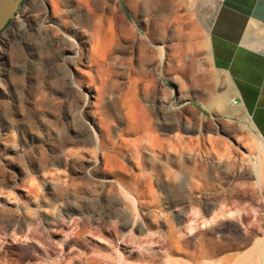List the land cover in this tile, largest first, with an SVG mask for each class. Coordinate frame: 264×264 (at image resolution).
Instances as JSON below:
<instances>
[{
    "label": "rangeland",
    "instance_id": "374dc122",
    "mask_svg": "<svg viewBox=\"0 0 264 264\" xmlns=\"http://www.w3.org/2000/svg\"><path fill=\"white\" fill-rule=\"evenodd\" d=\"M58 1V10H76L67 21L90 41L88 58L67 70L61 50L48 49L44 65L3 82L0 248L15 250L17 258L30 257L23 251L29 249L36 256L31 264H196L202 247L218 251V264H253V259L264 264V182L258 183L253 164L264 153L261 139L246 118L216 120L177 104L167 83L166 48L205 31L221 0ZM29 3L21 5L16 24ZM16 24L1 33L0 46H6L3 39ZM15 46H7L8 55L25 64V44L17 51L23 59ZM187 73L175 75V87L186 88V98L199 103V77ZM83 93L90 95L89 105ZM87 122L95 127L97 143L77 139ZM157 146L169 149L161 155L171 158L169 165L158 162ZM60 153L66 155L63 164L44 175L46 163ZM90 160L101 162L110 183L98 182L101 174L94 171L87 175ZM62 198L76 216L63 219L56 230ZM184 201L207 219H212L208 207L215 206V222L228 237L212 243L216 236L207 229L216 223H202L199 239L183 246L176 234L190 233L195 218L188 212L178 222L175 214ZM104 211L108 215L102 218ZM44 219L51 220L45 232L50 240L36 228ZM17 220L26 230L14 231V237L6 227ZM235 230L244 240L231 236ZM75 231L81 236L74 238ZM73 238L78 244L64 248ZM6 258L0 256V264H12Z\"/></svg>",
    "mask_w": 264,
    "mask_h": 264
},
{
    "label": "crops",
    "instance_id": "0c3cea01",
    "mask_svg": "<svg viewBox=\"0 0 264 264\" xmlns=\"http://www.w3.org/2000/svg\"><path fill=\"white\" fill-rule=\"evenodd\" d=\"M204 27L166 48L170 86L182 70L199 77V103L186 98V88H177L174 102L216 120L246 118L264 142V0L217 1Z\"/></svg>",
    "mask_w": 264,
    "mask_h": 264
},
{
    "label": "bare ground",
    "instance_id": "6f19581e",
    "mask_svg": "<svg viewBox=\"0 0 264 264\" xmlns=\"http://www.w3.org/2000/svg\"><path fill=\"white\" fill-rule=\"evenodd\" d=\"M49 1L50 2H48V3H51L52 9L48 8V6L46 4V0H30L29 5L26 6V8H25L24 19H22L20 22H18L15 25V29H11L9 36L4 37L3 42L6 46H0V94L1 95L6 93V89L3 87L4 86L3 82L6 81L5 79L10 78L11 74L16 73V72L17 73H26V70L30 67H36V66L44 65L45 64L44 52H46L48 49L53 50L55 52L59 49L61 50V57L63 59V63L66 66L67 70L70 69L71 66H75L78 63L87 62L89 51L86 49V47H87V44H90V41L86 40L85 34L79 33V32L77 33V31H75L76 27L67 21V17H70L72 14H74L76 12V10L69 8L68 10L66 9L67 11H65V9L64 10L62 9L63 11H61V10L57 9L59 7L58 5L60 4V2L58 0H56L59 2V4H57L58 7L56 6V4L54 2L55 0L54 1L49 0ZM195 2L196 1H194L193 3H195ZM67 3H69V1ZM212 4H209L208 8H210V5L212 6ZM68 7H69V5L66 8H68ZM47 21L48 22L50 21L53 24V26L55 25V27H51L52 25L48 26L46 24ZM74 33H76V34H74ZM75 35H76V37H78L79 40L75 39ZM12 43H14L17 46V47L15 46L16 48H14V51L16 53H18L17 51H19V49L21 48V44H25V47L27 48V52H25V54H24V56L26 58L25 64H22L21 62H19V60H17L16 57L14 58V57H10L8 55L10 52L7 50V46H10V44H12ZM17 48H19V49H17ZM12 49H10V51ZM20 51H23V49L21 48ZM68 72H70V70ZM69 77H70V80L72 81V83H74L73 82V80H74L73 75L70 74ZM83 95L86 98L87 104L89 105L90 104V100H89L90 95L88 93H83ZM91 124L89 122H87L86 125L84 124V128H83L84 131H82L77 136V139H80L79 141L82 142V140H84V142L86 141V143L87 142H90V143L91 142H94V143L98 142V135L96 134L95 127L92 126ZM88 132H90V134L87 135ZM260 143L262 144V149L264 150V142L262 140H260ZM65 145H67V144H65ZM164 153H170L169 149L167 147L166 148L164 146L163 147L162 146L155 147V157L158 158L157 159L158 162L160 164L167 165L170 162L171 158H168L165 161L164 158L161 157V155H164ZM261 153L262 152L260 151V155L262 156L264 153H262V154ZM64 154L60 153L59 155H57V157L54 161L52 159H49L48 164L46 163V167L44 168V173H45L44 175H46L48 173L47 171L49 170V168H51L52 165L54 166L56 164H63V160L65 159L64 157H66V155H64ZM55 156L56 155H54V157ZM259 156L257 157V160L253 161V164H254L255 169H256L257 181H258V183L261 184L262 182H264V157L263 156L259 157ZM91 162H92L91 160L86 162L87 163L86 167L88 168V170L86 171L87 175L92 176L96 172V173H98V175L101 174V176H97V177L95 176L96 177L95 179L98 180V182H101L104 185L106 183H110L111 182L110 177H109L108 173L106 172V170L102 169L101 162H99V161H95L93 163H91ZM92 171H94V173ZM91 172L93 173L92 175H91ZM168 175H169V173H168ZM172 177L175 178V176H172ZM170 179H172V178L170 177ZM119 185H118V187H119ZM33 188H35V187H33ZM120 190H122V188H120ZM130 198H131V196H130ZM56 199L59 200L58 198H56ZM56 199H55V201H56ZM60 203L62 205H64L63 206L64 210H62L63 214L60 215V217L58 219H56L54 224H53L54 228L56 230H58L61 227V224H62L61 221H63V219L64 220L74 219L76 216L73 208L71 206H69L70 205L69 200H63V198H62V199H60ZM56 204H58V203H56ZM189 208L190 207L188 205V202L184 201L182 203L179 211L176 209L177 213L175 214V217L178 219V222L181 221V218L184 217L188 212L195 214V218L190 221V224L187 227L191 232L187 233V234L179 232L178 234H176L177 238L182 242V245L185 247L193 244L195 241H197V239H199L197 232L199 229H201L202 223H204V225H207L209 223H216L215 221H216V218L218 216L216 211H215V206H209L207 209L208 213L212 214V219H207L206 217H204L203 214L200 212V210L197 208H194V207H192L191 209H189ZM106 215H108V211L107 212L104 211L102 213L101 217L105 218ZM102 218H98V219H102ZM80 219H81V216L79 217V220ZM41 223H43V225L41 227L40 226H39V228L36 227L38 232L40 234H43L44 236H46V240H50L51 235L49 233L46 235L45 232L48 231V225L51 224V220H49V219L45 220L44 219V221ZM136 225H137V219L134 218L131 226L135 227ZM25 226H26V224L18 222V220H17V222H13L10 225L8 224V226L6 227V230L8 231V230L12 229V231L14 233L13 235H15L14 231L24 233V231L26 230ZM126 227H128V225H126ZM222 229H223L222 223H216V224H213L211 227H208L207 233L210 235L216 236V239H214V241L211 240L212 243H219L220 240H224L225 238L228 237L226 235H222ZM75 232H76V235H74V238H78L77 236H81L79 234L77 235V231H75ZM78 232H79V230H78ZM193 232H195V233H193ZM235 232L236 233L234 235H231L232 237H234V238L237 237L236 239H240L241 241L244 240L243 235L239 234L238 230H235ZM16 235L14 237H16ZM74 238H73V240L70 239V241L66 242L65 244H62L63 247L68 248L70 246L77 245L78 241L75 240ZM250 241H251L250 238L246 239L247 243ZM23 251L22 252L24 254L29 255L30 257H28V256L25 257L24 255H22V256H19L17 258V257H15L17 255V252L15 250H13V249L7 250V249H2V248H0V256L8 257V258H6V260L9 259L10 263H12V264L13 263L14 264H31L30 260L35 259L36 256L34 254H31V252L27 248H24ZM200 252H201V254L199 256L195 255V263L196 264H218V262L216 260V255L218 253L217 250H214L212 252H208L204 247H202ZM262 253H264V248L262 249ZM11 261H13V262H11ZM27 261H29V262L27 263ZM253 264H255L254 259H253Z\"/></svg>",
    "mask_w": 264,
    "mask_h": 264
},
{
    "label": "water",
    "instance_id": "95a60500",
    "mask_svg": "<svg viewBox=\"0 0 264 264\" xmlns=\"http://www.w3.org/2000/svg\"><path fill=\"white\" fill-rule=\"evenodd\" d=\"M27 1L28 0H0V35L11 25L21 5H25ZM47 6L50 8L49 5ZM173 88L177 94V88L175 86H173Z\"/></svg>",
    "mask_w": 264,
    "mask_h": 264
},
{
    "label": "flooded vegetation",
    "instance_id": "af4514ba",
    "mask_svg": "<svg viewBox=\"0 0 264 264\" xmlns=\"http://www.w3.org/2000/svg\"><path fill=\"white\" fill-rule=\"evenodd\" d=\"M12 24H16V21L13 20V21L11 22V25H12ZM16 47H17V46H16ZM23 47H24V46H23ZM17 49H19V48H17ZM20 49H21V48H20ZM20 49H19V51H20ZM18 54H19L20 58L23 59L22 53L19 52ZM20 58H19V59H20ZM28 81H30V80H28Z\"/></svg>",
    "mask_w": 264,
    "mask_h": 264
}]
</instances>
